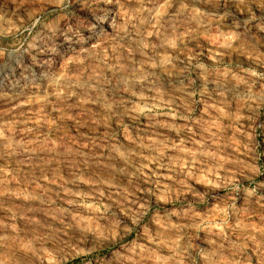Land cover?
Masks as SVG:
<instances>
[{"label":"rangeland","instance_id":"obj_1","mask_svg":"<svg viewBox=\"0 0 264 264\" xmlns=\"http://www.w3.org/2000/svg\"><path fill=\"white\" fill-rule=\"evenodd\" d=\"M181 3L207 16L199 25L185 23L186 14L177 16ZM219 3L131 0L130 8L143 4L144 11L130 24L115 0L100 4L123 39L49 60L53 70L39 89L23 81L0 86V264H180L171 241L184 221L168 213L193 197L166 191L181 187L178 180L197 192L213 180L222 184L214 194L232 206L209 199L198 214L211 208L242 225L233 241L243 232L256 242L247 241L238 259L264 264L257 251L264 235V100L257 99L264 39L256 42L264 33L253 20L248 37L238 38L243 27L234 28V19L242 24L249 13L235 0ZM72 7L87 15L82 4ZM56 9L52 0L44 19L0 0V66L13 47L45 52ZM252 12L262 15L258 5ZM191 29L195 40L185 34ZM11 63L0 67V77ZM75 67L86 75L77 76ZM52 92L68 97L59 111ZM125 109L127 115H111ZM249 147L253 153L245 156ZM254 154L260 171L250 183L232 161L251 163ZM224 161L213 175V165ZM237 182L249 191H230ZM199 235L196 244L207 248L205 231ZM233 259L226 252L221 264Z\"/></svg>","mask_w":264,"mask_h":264},{"label":"clouds","instance_id":"obj_2","mask_svg":"<svg viewBox=\"0 0 264 264\" xmlns=\"http://www.w3.org/2000/svg\"><path fill=\"white\" fill-rule=\"evenodd\" d=\"M52 0H15L17 8H25L29 12V15H35L36 13H41L44 19H47L49 13L45 12L48 4ZM113 0H56L57 9L55 12V21L53 28L50 29V44L45 52H29L23 48L13 47L12 51L8 53L9 59L5 65L0 67H5L11 61V68L9 71L5 72L2 77H0V86L4 87H16L19 86L21 81L24 82V86L27 87L31 85L33 88L39 89L46 79H49V73L53 70L54 64H50L49 60L55 61L56 57L62 54H68L70 52H75L77 49L80 51H92V49L97 45V41L100 44L107 45L111 42H118L117 37L123 39L120 36L119 31H115L116 23L115 20L111 19L110 12L107 8H101L100 4H111ZM202 3L211 4L214 7H219V0H201ZM238 9L247 11L249 13V18L247 21L236 22L234 19V28L243 27V32L238 33V38H247L251 31L252 21L257 20L254 25L259 33H264V0H235ZM80 3L85 6L87 15H78L73 11V4ZM115 3L119 4L120 12L123 14L125 19V24L132 23V17L144 11L143 4H140L138 8H130L131 0H115ZM139 3V0H137ZM258 5L262 10V15L258 19L256 15L252 12V7ZM127 9V10H126ZM181 11L177 13V16L187 15L188 19L185 23L190 24L191 21L196 20L199 25V18L207 16L206 13L200 12L198 9L189 8L188 5L181 3ZM231 13L228 11L224 12V17L230 16ZM217 17H213L216 19ZM106 25L110 26L114 30L113 35L108 34V29ZM47 27V25H46ZM123 31V27L120 29ZM8 31H11L9 29ZM196 29H191L189 32L185 33L190 35L191 39L195 40L197 37L193 35ZM127 35V33H125ZM256 38V37H253ZM264 37L257 38L256 42L260 43V40ZM243 42V41H242ZM228 53H222L225 55ZM68 62H65V67H67ZM77 76H84L86 73L81 71L80 67H75L73 69ZM73 83L75 81L73 80ZM50 95L55 96V100L51 101L56 110H61L59 105L63 104L64 101L68 99L67 95L60 97L56 92L50 93ZM257 99L264 100V90ZM116 107H122V104L117 103ZM111 108V106H109ZM128 110L125 109L123 113L111 112L112 116L127 115ZM61 119L63 116L60 117ZM249 143H251L249 141ZM253 153V148H247L244 155L248 156ZM259 158V154H254L251 156V163L241 164L238 160L232 161L235 165L234 171L239 172L250 183L255 182V176L259 174L260 169L256 167V161ZM229 163V161H224L223 163H216L213 165V169L210 170L213 175H215V169L222 168L224 164ZM249 173H251L249 175ZM209 174L208 171L205 175ZM194 176L185 175L184 179H194ZM231 183V181H230ZM178 184L181 187L167 189L166 191H175L177 195L183 193H191L193 199L190 202L186 201V206L181 209V211L169 212L168 215H176L180 217L184 222L180 227L183 231L177 232V239L171 241L173 245V260H179L180 264H221L222 258L227 252L234 259L231 264H248L247 259H238L245 255V248L248 247L247 241L251 240L253 243L256 242V237L251 234H245L240 232L236 235L235 241H233L232 236L242 227L239 224H229L226 215H220L217 211L213 209H208L203 215L198 214V209L201 204L207 205L209 199L215 200L218 204L226 205L231 207L232 205L228 200H221L216 197L213 189L217 186L216 181L211 182L212 187L205 190L204 192H197L191 187V185H185L183 180H178ZM260 187V185H258ZM230 191H249L243 189L242 185L238 182L236 183L235 189H229ZM254 191V189L250 190ZM264 199V198H262ZM259 203V201H257ZM261 211H264V205H261ZM219 222L222 225V230L214 231L213 225ZM205 231L204 241L207 243V248H200L196 241L201 239L199 233L200 231ZM107 239V237L105 238ZM181 241H183L181 243ZM260 246L257 251L259 253H264V235L260 236Z\"/></svg>","mask_w":264,"mask_h":264},{"label":"bare ground","instance_id":"obj_3","mask_svg":"<svg viewBox=\"0 0 264 264\" xmlns=\"http://www.w3.org/2000/svg\"><path fill=\"white\" fill-rule=\"evenodd\" d=\"M24 91H25V88H24ZM27 91V90H26ZM28 94V93H27Z\"/></svg>","mask_w":264,"mask_h":264}]
</instances>
